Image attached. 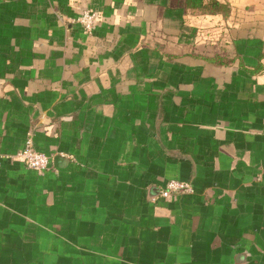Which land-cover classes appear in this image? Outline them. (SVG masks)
Instances as JSON below:
<instances>
[{
  "label": "crops",
  "instance_id": "obj_1",
  "mask_svg": "<svg viewBox=\"0 0 264 264\" xmlns=\"http://www.w3.org/2000/svg\"><path fill=\"white\" fill-rule=\"evenodd\" d=\"M203 5L0 0V264H264V0Z\"/></svg>",
  "mask_w": 264,
  "mask_h": 264
},
{
  "label": "built area",
  "instance_id": "obj_2",
  "mask_svg": "<svg viewBox=\"0 0 264 264\" xmlns=\"http://www.w3.org/2000/svg\"><path fill=\"white\" fill-rule=\"evenodd\" d=\"M96 20V13L91 10H83L78 16L76 21L81 25L83 30L90 33L94 27ZM16 156L21 158L25 165L31 169L45 170L52 163L51 155L37 150L32 142L28 140L24 147L16 153ZM193 185L186 180L171 179L165 182V184L160 187L156 196L153 200L159 198H167L172 194H193Z\"/></svg>",
  "mask_w": 264,
  "mask_h": 264
},
{
  "label": "trees",
  "instance_id": "obj_3",
  "mask_svg": "<svg viewBox=\"0 0 264 264\" xmlns=\"http://www.w3.org/2000/svg\"><path fill=\"white\" fill-rule=\"evenodd\" d=\"M191 3H192L193 6H196V7H200V8H204L205 7V5H203V0H191Z\"/></svg>",
  "mask_w": 264,
  "mask_h": 264
}]
</instances>
